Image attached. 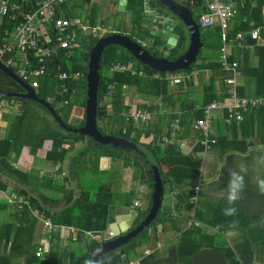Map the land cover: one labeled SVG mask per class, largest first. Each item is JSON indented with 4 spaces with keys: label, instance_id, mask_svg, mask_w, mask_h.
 Here are the masks:
<instances>
[{
    "label": "crops",
    "instance_id": "1",
    "mask_svg": "<svg viewBox=\"0 0 264 264\" xmlns=\"http://www.w3.org/2000/svg\"><path fill=\"white\" fill-rule=\"evenodd\" d=\"M175 1L178 3V5H176L179 14L172 13L155 0H145L144 2L140 0V4L138 0H64L63 8L66 15L67 13H71L81 20V17L86 16V13L90 11L91 6V10L96 14L94 26H102V28L105 29L109 27L102 37H105L108 33H110L109 35H125L138 42V44L142 45L146 50L152 48L156 49L163 58L166 55V51L171 49L180 53L175 59L179 58L187 49L190 33L196 34L199 47L195 58L197 55H200V57L194 59L193 63L200 65V67H194L190 71H201L205 69L208 73L207 75L204 73L200 74L199 71L194 74L189 81L191 89L201 94L203 88L211 87L209 86L211 83L215 88V95L219 96L222 92L221 90L226 88V85L222 82L225 74L219 71L218 56L220 40L218 30L217 28H199L197 16L204 11L202 0H194L193 3L187 0ZM223 1L230 4L233 9V16L229 21L226 31L228 45L226 53L228 61L229 57L233 58V60L229 62L237 63L235 88L239 90L240 97H258L261 99V105L263 106L264 46L254 45L249 34L255 28H259L261 31L264 26L251 27V23H248L247 27L249 29L247 31L236 34L234 39L235 42L229 41V31L241 27L248 17L247 15L242 17V14L236 7V1L245 0ZM253 5L254 0L251 2V6ZM259 12L260 16L258 19H255L254 22L260 21L261 24L264 25V2ZM139 17L142 26L147 29L149 33L159 37L162 42L161 47H153L150 39L146 38L141 40L132 36V32L134 33L136 32L135 30H137L132 24L133 20ZM82 23L89 26L86 21ZM215 30L217 34H215ZM171 33L178 36V38L175 39L174 46H168L165 43V40ZM183 70L175 72L185 73ZM76 94L73 93L70 97L75 96V100L78 99L81 105L83 98ZM224 99L227 100V97ZM28 101L29 100H25L26 106L30 104ZM131 101H137L135 104L137 108L141 100L136 98L133 92L129 90L125 94L124 104L131 105ZM1 103L2 102H0V104ZM8 103H10V101ZM13 106H16L19 110L12 111L11 105L0 106V137L6 133H11L10 135L13 136L16 133L13 124H11V126L7 124L8 117L19 112L22 104L20 102H15ZM82 116L83 109L78 106L72 114L70 113L69 122L75 120V123L71 125L77 127ZM220 116L221 113H218V119ZM42 118L44 119H42L43 121L47 120V118L43 116ZM154 119L155 118H152L150 123L153 122ZM45 125H48L50 128L54 127L53 124H41L40 127L44 128ZM100 125L104 127V131H108V128L104 124H99V126ZM35 128L33 124L22 126V134L19 133V135H17V140L13 138L14 141L12 139L14 148L15 143L17 147L18 144L21 147L18 151H16L15 148L10 151L8 157H4L9 161L8 167H13L18 173H11L6 166L0 164V184L4 186L3 189H0V202L6 204L5 207L0 210V224H13V222L19 218L15 216L16 214L14 212L22 211L23 206L26 205L8 203L5 197L10 191L16 195L19 193L20 195L18 196H20L24 202H26L28 198H31L35 201L36 205L34 208L27 207L28 213L30 214L28 222L32 224L27 225L26 229L21 232V236L18 238L19 240H17V247L10 253V264H28L37 247L41 248L42 253L40 257L35 259L36 262H41L51 253L50 264H88L87 262L90 254L87 259L86 255L91 242L101 244L115 238L111 237L110 239L103 240L111 224L117 223L121 228H125V230L119 232L120 236L126 235L140 225L135 224L136 209L142 210L144 208L146 198L149 195L150 205L147 211L148 214L152 205L153 186L155 183L154 175L159 177L161 182V199H170V205L168 206L170 213H161L160 208L162 204H160L150 223L145 228L147 230L144 237L137 238L145 229L136 234L134 238H130L129 241L111 251H113L114 254H118L119 251H122L126 253L121 255L122 258L126 257L128 261H133L140 255L143 249L150 248L152 250L151 255H154L151 264L157 262L165 263L164 258L167 253V248L169 245L176 243L179 235L185 228L188 208L186 195L188 194L189 186L174 185L171 192L163 195L161 175L166 172V166H159L152 154L147 150H145V156L135 153L141 160L133 158L130 154L122 155L120 160H112L109 157L100 156L93 164H88L89 167L87 169L78 170L76 176L79 181L77 182L75 175L70 170V161L76 154V151L84 147L86 145L85 143L88 141L75 143L71 150L67 149L63 161L52 164L45 159V154L51 148V141L49 139H44L39 147L34 149L33 153L29 152L30 144H32L29 137L33 135ZM164 128L165 126L162 128V131H164ZM224 128L225 126H214L213 124V133L217 141L203 152L194 151L196 146L194 138L195 132L192 131V134L189 136V139L186 140L185 147L182 150L183 154L189 156L193 155L200 159L198 172L201 183L199 203L201 210L205 212L203 218L209 217L210 211L216 206L221 203H227L226 196L228 192L229 174L234 171L244 177V189L242 198L236 204L237 209L245 213L251 222H257V224L263 225L264 194H261L259 191L258 181L264 180V148L261 145L262 142H264V127L261 128L256 126L252 127L251 130L247 129L243 131V134L246 135V144L242 146L238 143H234L238 146L236 151H231L229 148L227 149L228 144L224 142L232 139L234 134H231L229 130L227 131L226 128ZM242 137V133H237V140ZM26 138H29L28 142ZM222 138H226V141ZM1 151L2 146H0V152ZM123 158L126 159L124 163ZM133 161L138 163L137 168L132 165ZM241 165H243L245 169L243 172H241ZM147 171L150 172L152 178L151 189L142 183V180L147 178ZM80 187L84 188L92 199L101 188L104 190L103 193L105 195L107 193L111 196L112 201L110 202L109 211L110 221L104 232H83L77 237V230L73 226L55 225L52 223V216H55L56 219V215L63 210V208L68 206V198L77 197ZM21 192H24L25 195H22ZM133 202H136L138 206L134 207ZM46 220L51 225L50 229H46L43 225ZM152 222L155 223L154 226L156 231H153L150 226ZM16 224L17 223L14 225ZM249 228L252 232H259V228L257 227L250 226ZM202 230L207 233L209 232L205 228H202ZM243 232L244 230H240L237 227L235 229L222 231L221 233L231 241L238 243L243 238ZM25 241L27 243H25ZM214 241L216 245L217 242H222L220 234H216ZM21 242L25 243L24 246ZM155 242H158L157 249L153 247ZM19 246H22V248H19ZM257 249L259 250L258 246ZM202 251L211 252L212 250L208 247H204ZM5 252L7 253V250ZM256 255L258 256L257 261ZM255 256L250 264H264V260L260 259V251L256 252Z\"/></svg>",
    "mask_w": 264,
    "mask_h": 264
},
{
    "label": "trees",
    "instance_id": "2",
    "mask_svg": "<svg viewBox=\"0 0 264 264\" xmlns=\"http://www.w3.org/2000/svg\"><path fill=\"white\" fill-rule=\"evenodd\" d=\"M90 1V0H87ZM253 0H245V1H236V7L238 11L244 15H247V20H245L244 24L241 27L234 28L229 31L228 39L229 41L235 42V35L239 33H243L247 31L249 28L247 27L248 23H251V27L264 26L261 22H254L255 19L259 18V9L263 4L264 0H254V5L251 6V2ZM140 4V0H138ZM74 14L67 13L68 17L73 16ZM96 14L91 10L86 13V16L81 17L82 22L86 21L90 27H93L96 21ZM136 32H132V36L143 39H150L153 47H161L162 42L159 37L154 36L149 33L147 29H145L142 24L140 17L135 18L133 23ZM104 25V24H103ZM102 27V26H101ZM2 27H0V44L2 38ZM105 34V33H104ZM110 33L106 34L108 36ZM215 34L217 31L215 30ZM260 34L264 37V28L261 29ZM217 36V35H216ZM218 38V36H217ZM97 37H93L88 35L83 39L78 41V48L75 50L73 55L69 59H65L62 56V53H57L50 58V62L48 63V72L47 76L38 79V88L34 90L35 96L41 100L46 101L51 108H53L55 114L61 120L62 123L66 124L67 127H74L73 123L69 122V117L71 113V108L73 106L72 100L70 99V93L65 92L61 97H56L53 93V87L56 84V81L53 78V70L56 65H59L61 70L67 74H72L76 71H79L83 74L81 80L77 82L68 81L67 85L69 88L75 90L76 95H80L83 98V101L80 105L78 99H74L75 103L80 106L82 109L85 105L86 100V86H85V76L87 72V61H88V53L90 49L93 47L95 42L97 41ZM262 48V47H261ZM257 48V49H261ZM153 49V48H152ZM147 49V51L152 56H162L160 52L156 49ZM166 51V50H165ZM180 53L175 52L174 50L166 51V55L164 56L167 60H174ZM218 56V55H217ZM200 55L195 58L198 59ZM233 58L229 57V61H232ZM131 64V69L135 72L141 71L145 75H150L152 73H164L158 72L150 69L149 67L141 64L135 58H133L126 50L116 45H108L106 46L102 52L99 60V83L97 86L96 92V110H95V120L96 127L98 131L102 135L109 136H119L130 139L132 142L137 143V137L139 134L143 133L145 136L152 135L153 143L151 145H142L145 150L149 151L157 164L166 166V172L161 175L162 185H163V195L171 192L172 187L175 186H189L188 197L192 191V187L194 185V181L198 177L200 159L196 156H189L183 154L182 150L176 149V146H163L157 142L158 136L162 132V128L167 126L168 122L173 119L172 115H161L155 116L153 122L147 123V125L135 127V125L129 120H124L121 116L122 113H125L128 109V106L124 104V97L126 92L131 90L133 94L141 101L147 100L152 101L156 97L161 98V107L162 109L170 108L171 110L177 109L182 113L179 115V123L181 126V132L177 135V138H188L192 134V123L198 117H200V111H196L193 109L195 107H202L207 103L213 100H223L227 97L226 88L222 89L221 94L219 96L215 95V88L210 83L209 86L203 88L202 93H196V91L191 89V84H177L170 85L165 80H156L149 79L147 77H139L136 74H132L131 72H119L115 71L113 73L109 72V68L113 64L125 65L126 63ZM199 68L200 65H196V63H192L187 66L183 71L189 72L193 68ZM50 73V74H49ZM200 74H203L200 71ZM223 82V81H222ZM108 85L113 86V90L110 95V100L107 103V95H106V87ZM0 90L3 92H16L20 93L22 89L11 79L5 76L0 71ZM235 94L239 98L240 93L238 89H234ZM252 99H259L258 97ZM5 100L7 102L14 101L20 102L22 106L20 107V111L16 114L8 117L7 124H13L14 130H16L15 135H10L6 133L2 137H0V146H2V151L0 152V164L6 166L11 173H18L13 167H8L9 161L4 157H8L10 151L18 149L21 147L18 144V147L15 143L12 142L14 138L17 140V135L19 133L22 134L21 129L26 124H38V122H34L33 119L29 118L27 114V108L25 105V100L20 98H4L0 96V102ZM63 100L67 101L65 106L60 107L59 104ZM28 103H33L40 107L53 121V128L45 125L44 128H40V130L36 129L33 131V135L29 138L31 139V146L29 147V152L33 153L34 149L39 147L44 139H49L51 141V148L45 154V159L50 161L52 164H56L58 162L63 161L64 156L66 155L67 149L71 150L72 146L80 141H88L85 143L86 145L79 150L76 151V154L72 157L70 161V170L75 175L77 182L79 181L77 178V172L80 169H87L89 166L87 163L83 161V158L86 157L87 153L92 151L91 153V163L93 164L98 157L106 156L111 158L112 160H120L121 156L124 154H130L133 158L141 160L138 155L133 152L123 150L118 147H113L110 145H100L87 136L71 133L64 129H62L57 122L50 116V114L39 104L28 101ZM110 110H108V106ZM138 109H147L149 111L155 110L156 106L149 105L147 107L138 104ZM226 117L225 112H221V116L218 119L216 117L212 126H225L226 130L230 131L232 139L226 141L227 149H231V151H236L238 146L234 143H238L239 145L245 146L246 135L243 134V131L252 127H264V105H259L253 108H248L245 113L242 114V119L240 122H231L229 124L224 123V118ZM46 120L43 121L41 119V124H49ZM84 123V114L82 119L77 127H81ZM104 124L108 131L102 132L99 128V124ZM224 128V129H225ZM124 129L125 133L122 134L121 130ZM131 132L135 133V137L130 138L129 134ZM242 133V138L237 140V133ZM9 134V135H8ZM245 135V136H244ZM235 136V137H234ZM26 138L27 142L28 139ZM194 138L199 141L201 137L195 132ZM236 138V139H235ZM13 139V140H14ZM14 140V141H15ZM223 140V141H224ZM217 140H215L216 143ZM264 141V140H263ZM214 143V144H215ZM233 143V144H232ZM138 144V143H137ZM213 144V145H214ZM195 152H203L205 149L200 146L198 142H195ZM262 147L264 148V142H262ZM212 146V145H211ZM210 147V146H209ZM226 148V146H225ZM207 150V149H206ZM15 151V152H16ZM124 159V158H123ZM82 160V162H81ZM126 159L123 160V163ZM137 162L133 161L132 165L137 168ZM144 166V163H143ZM142 183L145 184L149 189L152 186V178L150 172L147 171V178L142 180ZM4 186L0 184V189H3ZM104 190L102 188L97 191V194L92 199L84 188L80 187L79 194L75 198H68L67 204L68 206L63 208L57 215L51 218L52 223L55 225H65V226H73L77 230V237L81 235L83 232L89 233H99L104 232L106 230V226L110 221L109 211H110V202L111 196L106 193H103ZM20 195L19 193H17ZM22 195H25L24 192H21ZM104 194V195H103ZM200 191L198 193V199L195 209V217L198 222V226H188L185 222V228L182 230L179 235L178 240L175 244L169 245L167 248V253L164 258L165 263L168 264H250L255 256V253L260 251L261 258L264 260V245L259 242L261 239L259 237L264 233V225L262 228H259V232H252L249 228L251 225L250 219L243 213L241 210H238L237 215L235 216H225L224 208L228 207L227 203H221L216 206L213 210L210 211L209 217L203 218L205 215L204 211L200 208L199 199ZM26 207L21 206L22 211L14 212L19 218L16 219L13 224L5 223L0 224V264H10V253L15 250L18 245L17 240L21 236V232L26 229L27 225H31L32 223L29 221V213L27 207H36L35 201L31 198L26 200ZM4 202H0V210L5 207ZM150 205L149 195L146 198V204L142 210L136 209V222L138 225L144 219L147 214L148 208ZM20 208V209H21ZM40 211V210H39ZM156 221V220H155ZM187 221V220H186ZM233 221H237L235 225H233ZM17 223L16 225H14ZM154 222L150 224L153 231H156ZM149 226V227H150ZM239 228L240 230H244L243 238L240 242L236 243L232 246V249H228L224 247V244L221 243V246H217L214 241V237H216L217 233H221L222 231H226L229 229ZM202 228H205L209 232H204ZM145 229L139 237H144L146 234ZM218 235V234H217ZM264 239V237L262 236ZM25 243H27L25 241ZM24 242L21 244L24 246ZM20 244V245H21ZM99 245V243L91 242L88 247L86 259L89 254ZM259 247V250L257 249ZM204 247L210 248V251H202ZM22 248V246H19ZM150 249V248H149ZM7 250V253L5 252ZM49 253V251H48ZM126 254L122 251H119L118 254H114L113 251H107L104 254L100 255L97 259V264H125L128 261V258H122L121 255ZM53 255V254H52ZM153 254L148 255L142 258L139 261V264H151L153 261ZM237 256V257H236ZM139 257V256H138ZM136 257V258H138ZM135 258V259H136ZM36 257L32 254L31 259L28 264H50L51 253L48 254L46 259L41 262H36Z\"/></svg>",
    "mask_w": 264,
    "mask_h": 264
},
{
    "label": "built area",
    "instance_id": "3",
    "mask_svg": "<svg viewBox=\"0 0 264 264\" xmlns=\"http://www.w3.org/2000/svg\"><path fill=\"white\" fill-rule=\"evenodd\" d=\"M193 3L194 0H187ZM204 11L197 16V24L200 29L217 28L220 40L219 47V71L225 74L223 83L226 85L227 100H213L202 107L193 109L200 111V117L192 123V130L201 137L199 141L195 139L205 150L215 143L212 122L218 113L225 112L223 119L225 124L231 122H240L242 114L248 108L261 105V99L239 98L235 94V76L236 62L227 60L226 31L230 19L233 16L232 6L223 0H202ZM64 0H0V27L2 30V40L0 44V64L10 70L22 83L33 91L38 88V79L47 76L48 63L50 58L57 53H62L63 58L69 59L78 48V41L91 35L100 38L106 29L101 26L90 27L83 24L78 17H68L63 8ZM250 39L256 46H264V37L260 34V29L255 28L249 34ZM131 72L139 77L149 79L165 80L170 85L189 83L191 77L199 71L189 72H164L145 75L143 72H135L131 69L128 62L125 65L113 64L109 72ZM202 73L207 75L208 71L203 69ZM50 74V73H49ZM83 74L76 71L67 74L56 65L53 70V78L56 84L53 87V93L56 97H61L65 92L73 94L74 89L69 88L68 81L77 82L81 80ZM113 90L112 85L106 87L107 103ZM48 101V99L46 100ZM137 101H131L127 105L128 109L121 116L124 120H129L135 127L147 125L155 116L172 115L173 119L165 126L164 131L158 136L157 142L163 146H176V149L183 150L188 138H177L181 132L179 123V110L162 109L161 98L156 97L152 101H140L145 107L149 105L156 106L155 110L138 109L135 107ZM66 100L60 102L59 106H65ZM109 104V103H108ZM110 110L109 105L107 106ZM124 134L125 130L122 129ZM130 138L135 137V133L129 134ZM152 135L145 136L143 133L137 137V143L140 145H151L153 143ZM200 177L194 181L192 191L187 200V225L198 226L195 217V209L200 191ZM10 190V189H9ZM8 203L26 204L24 200L11 192L5 197ZM133 206H138L133 202ZM46 229H50V223L46 220L43 223ZM112 234L109 231L105 233L103 240L110 239ZM154 249L158 247V242L154 243ZM42 250L36 248L34 256L40 257ZM152 250L145 248L141 251L138 258L125 264H139V261L150 255Z\"/></svg>",
    "mask_w": 264,
    "mask_h": 264
},
{
    "label": "water",
    "instance_id": "4",
    "mask_svg": "<svg viewBox=\"0 0 264 264\" xmlns=\"http://www.w3.org/2000/svg\"><path fill=\"white\" fill-rule=\"evenodd\" d=\"M155 1H157L161 6L166 7L172 13L179 14L177 9L178 3L175 0ZM177 38L178 36L176 34L171 33L165 40L166 45L174 46L175 39ZM108 45H116L123 48L138 62L158 72H175L178 70L185 69L187 66L193 63L199 47L197 35L194 33H190L189 43L184 54H182L179 58L170 61L164 59L161 56H152L146 49H144L142 45L138 44V42L132 40L131 38L125 35L112 34L97 39V41L88 53V61L86 66L87 72L85 76L86 100L83 108L84 123L81 127H67L66 124L61 122V120L55 114L53 108H51L46 101L37 98L32 89L28 88L10 70H8L1 64L0 71L9 79L14 81L23 90V92H3L2 90H0V96L4 98H20L24 100L33 101L42 106L57 122V124L62 129L68 132L78 133L87 136L91 138L93 142L100 145H110L145 156V149L142 145L134 143L130 139L124 137L102 135L96 127L95 110L96 92L99 83V60L101 57L102 50ZM154 182L155 183L153 186L152 205L149 209L147 216L140 223V225H138L134 230L128 232L126 235L120 236L119 232L125 230V228H121V226H119L117 223L111 224L109 230L112 234V237L115 238L113 240H110L109 242L99 244L89 255L87 262L88 264H97V259L100 255L104 254L109 250L117 248L118 246L129 241L130 238H134L136 234L142 232L150 223L152 217L155 214V211L157 210L160 204H162V207L160 208L161 213H170L168 207L170 205V199H161V182L159 180V177H157L156 175H154Z\"/></svg>",
    "mask_w": 264,
    "mask_h": 264
},
{
    "label": "rangeland",
    "instance_id": "5",
    "mask_svg": "<svg viewBox=\"0 0 264 264\" xmlns=\"http://www.w3.org/2000/svg\"><path fill=\"white\" fill-rule=\"evenodd\" d=\"M145 0H143V2H144ZM70 99L72 100V104H73V106H72V108H71V114L75 111V109H77L78 108V105L74 102L75 100V96H73V97H70ZM2 103L0 104V106H3V105H11L12 106V108H11V110L12 111H17V110H19V108H17L16 106H13L14 104H15V102L14 101H10V103H8L7 101H5V100H2L1 101ZM19 104V103H18ZM26 108H27V114L29 115V118H31V119H33V121L35 122H38V124H33L38 130H40V125H41V119H43L42 118V116L43 117H45V118H47V122H50L49 124H54L53 123V121L51 120V118L47 115V113H45L40 107H38L37 105H35V104H33V103H30V104H28L27 106H26ZM44 120V119H43ZM70 122H72V123H75V120H71ZM103 124V123H102ZM99 128H100V130L102 131V132H104V127L102 126V125H100L99 126ZM91 153H92V151H90V152H88L87 153V155H86V157H84L83 158V161L85 162V163H87V164H90L91 163V161H92V157H91ZM81 162H82V160H81ZM251 225L252 226H254V227H257V228H261V229H263L262 228V225L261 224H257V222H251ZM263 225H264V223H263ZM218 235L220 234V239L222 240V242H217V246H221V243L222 244H224V247L225 248H228V249H232V246H234L236 243L235 242H233V241H231L229 238H227V237H225V235L224 234H222V233H217ZM262 236L264 237V233H262ZM262 236L261 237H259V239H261L259 242H261L262 244H260V245H264V239L262 238ZM256 257V261H257V258H258V256L256 255L255 256ZM135 260V259H134ZM155 264H168V263H161V262H157V263H155Z\"/></svg>",
    "mask_w": 264,
    "mask_h": 264
},
{
    "label": "clouds",
    "instance_id": "6",
    "mask_svg": "<svg viewBox=\"0 0 264 264\" xmlns=\"http://www.w3.org/2000/svg\"><path fill=\"white\" fill-rule=\"evenodd\" d=\"M245 171L243 165H241V172ZM258 187L261 194H264V180L258 181ZM244 189V177L237 172H230L229 174V183H228V192L226 196L228 207L224 208L223 212L225 216H235L237 215L238 209L236 204L242 198V192ZM233 225L237 221L232 222Z\"/></svg>",
    "mask_w": 264,
    "mask_h": 264
},
{
    "label": "flooded vegetation",
    "instance_id": "7",
    "mask_svg": "<svg viewBox=\"0 0 264 264\" xmlns=\"http://www.w3.org/2000/svg\"><path fill=\"white\" fill-rule=\"evenodd\" d=\"M20 92H23V90H22V91H20Z\"/></svg>",
    "mask_w": 264,
    "mask_h": 264
}]
</instances>
